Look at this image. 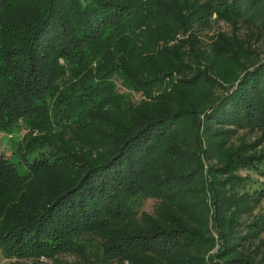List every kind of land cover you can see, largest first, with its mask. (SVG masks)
Returning <instances> with one entry per match:
<instances>
[{
	"label": "trees",
	"instance_id": "trees-1",
	"mask_svg": "<svg viewBox=\"0 0 264 264\" xmlns=\"http://www.w3.org/2000/svg\"><path fill=\"white\" fill-rule=\"evenodd\" d=\"M218 21L232 32L204 45ZM253 35L264 0H0L2 255L264 264V152L222 129L264 133Z\"/></svg>",
	"mask_w": 264,
	"mask_h": 264
},
{
	"label": "rangeland",
	"instance_id": "rangeland-1",
	"mask_svg": "<svg viewBox=\"0 0 264 264\" xmlns=\"http://www.w3.org/2000/svg\"><path fill=\"white\" fill-rule=\"evenodd\" d=\"M217 32H226L231 33L232 32V26L228 24L225 21H218L211 24V27L204 30L202 33V39L204 42V45H208L211 41V37L216 34ZM244 31L241 30V33ZM252 45L255 46V49H259L258 52H260L264 56V39L258 38L256 36H252L251 39ZM132 99L134 102L138 101L140 99L139 94H133ZM214 128H221L217 126H213ZM222 129H227L229 132L228 135V143L232 144L233 146L245 144V143H253V149H251L250 152L253 153H262L264 152V133H262L259 130H249V129H242L238 127H223ZM24 129H21L16 136L20 137L24 133ZM12 135H6L2 131H0V155L3 157H7L10 154L9 149V143L8 138H10ZM227 143V144H228ZM255 150V151H254ZM252 153V154H253ZM202 164L204 170H209V168L218 166V162L215 159H206L202 156ZM236 173L243 174V171H237ZM245 173L251 175L252 177H258L255 172L252 171H246ZM206 178L208 176L206 175ZM157 204V200L154 198H146L142 205H141V211L147 212V213H154L155 206ZM261 207H264V200L262 201ZM208 228L210 229L211 235L216 239L215 245L213 248H210L205 256H208L209 254H213L217 248H218V235L214 231V228L212 226L211 220H209ZM245 230V228H243ZM85 245L87 247V256L88 258H91L92 260H95L94 258L97 256L98 252H100L98 245H99V238L94 234H87L84 235ZM259 241H262L264 245V233L259 237ZM264 249V248H263ZM82 258H86L78 253L75 252H63L58 255H56L54 258H46V257H20V258H12L8 259L5 258L0 250V264H80L83 262ZM96 262V261H95ZM123 264H128L127 261L123 262Z\"/></svg>",
	"mask_w": 264,
	"mask_h": 264
}]
</instances>
